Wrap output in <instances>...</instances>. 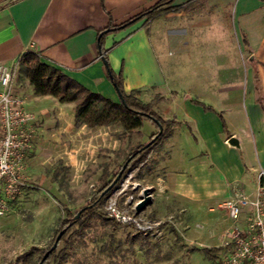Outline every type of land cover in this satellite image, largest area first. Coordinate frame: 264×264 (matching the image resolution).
Here are the masks:
<instances>
[{"label": "crops", "instance_id": "obj_1", "mask_svg": "<svg viewBox=\"0 0 264 264\" xmlns=\"http://www.w3.org/2000/svg\"><path fill=\"white\" fill-rule=\"evenodd\" d=\"M158 1L0 0V65L34 53L117 102L98 34ZM171 6L179 10L106 34L102 49L124 92L137 91L143 104L159 99L153 111L172 122L153 148V195L167 202L220 199L222 209L236 192L251 196L264 173V0H173ZM15 93L35 118L62 113L50 100L26 103Z\"/></svg>", "mask_w": 264, "mask_h": 264}, {"label": "rangeland", "instance_id": "obj_2", "mask_svg": "<svg viewBox=\"0 0 264 264\" xmlns=\"http://www.w3.org/2000/svg\"><path fill=\"white\" fill-rule=\"evenodd\" d=\"M13 84L26 103L45 98L63 109L45 118L31 114L37 124L34 147L24 166L28 187L0 217V264H38L63 230L66 212L74 215L87 206L99 193L103 179L116 176L129 154L149 143L157 131L146 121L129 135L120 125L95 129L76 126L70 119L74 105L36 95V85L20 77L19 66ZM153 153L154 149L118 182L130 174V183L139 184L136 191L127 188L119 199L120 208L128 201H140L142 191L150 190L151 204L139 215L156 228L147 234L137 233L106 215L105 204L117 192V185L98 206L96 215L64 235L49 264H215L202 250L224 245L245 219L234 223L227 215L226 201L224 210L219 208L220 199L167 202L153 195ZM209 208L213 212H208ZM218 258L222 260L223 255L219 253Z\"/></svg>", "mask_w": 264, "mask_h": 264}, {"label": "built area", "instance_id": "obj_3", "mask_svg": "<svg viewBox=\"0 0 264 264\" xmlns=\"http://www.w3.org/2000/svg\"><path fill=\"white\" fill-rule=\"evenodd\" d=\"M20 59L11 67L0 65V217L10 210V204L28 187L23 177L25 160L34 147V119L23 108V100L14 89V79ZM127 174L115 189V194L105 204L106 215L115 223L147 234L156 225L146 222L135 212L139 202L119 207V199L128 187L136 191L139 184L130 183ZM132 196H130V199ZM228 217L238 223L229 241L223 246L221 264H264V173L257 175L255 191L251 196L236 192L225 203Z\"/></svg>", "mask_w": 264, "mask_h": 264}, {"label": "trees", "instance_id": "obj_4", "mask_svg": "<svg viewBox=\"0 0 264 264\" xmlns=\"http://www.w3.org/2000/svg\"><path fill=\"white\" fill-rule=\"evenodd\" d=\"M172 2L173 0H159L153 7L140 13L139 15L130 19L121 26H109L98 34V46L101 50L100 55L103 59L107 78L112 84L118 96L117 102H113L111 100L101 97L98 94L89 92L73 80L69 79L67 76L63 75L57 69L43 64L38 58V56L34 53H25L20 58V77L36 85V95L52 96L54 98H57L60 103H72L74 105V124L76 126H85L88 129H93L101 127L107 128L120 125L124 134L127 135L138 131L142 127L144 121L149 122L151 125H153L157 131L158 127L155 122H157L163 128L162 134L158 136V138H156L147 149L137 154L131 160L126 170L124 171L122 177L129 169L134 168L138 162L142 161L143 157L150 153V151L157 145V143L162 138L165 131L169 128L172 122L161 119L153 111V105L156 104L159 99H157L156 101H152L149 104H143L137 98V91H131L129 93L124 92L121 74H114L108 66L106 52L102 49V39L106 34L115 32L120 28L128 26L140 19H145L149 22L161 15L169 13L170 11L179 10V8L171 6ZM194 103L198 104L197 102ZM204 110L210 111V109L207 107H204ZM156 135L157 132L151 135L149 141H151ZM143 146L144 144L137 147L132 153L129 154L128 158L131 157L133 153L138 151ZM114 177L109 181L107 180V178L103 179V185L99 193L92 198L91 202L87 206L79 210L81 211V214L78 220H74V217L79 211L74 215H71L69 212H66V219L64 220L63 226L61 228L64 230L67 226H69L66 229L65 234L76 224L86 223L91 217L96 215V210L98 206L102 203L104 199H106L111 194L112 190L119 183L118 182L102 198H99L100 194L104 190H106L107 187L112 183ZM64 235L61 237L60 242L63 240ZM223 249V246H221L219 248L203 249L202 252L215 264H221L218 255L222 252ZM55 251H53L48 256V258L43 264H49L54 260ZM41 258H39L38 263L40 262Z\"/></svg>", "mask_w": 264, "mask_h": 264}, {"label": "water", "instance_id": "obj_5", "mask_svg": "<svg viewBox=\"0 0 264 264\" xmlns=\"http://www.w3.org/2000/svg\"><path fill=\"white\" fill-rule=\"evenodd\" d=\"M155 124L157 125L158 127V132H157V135L151 140L149 141V143H147L146 145H144L141 149H139L137 152H135L131 157H129L125 162L124 164L121 166V169L119 170V172L117 173V175L115 176V178L113 179L112 183L107 187L106 190H104L99 198H102L107 192H109L117 183L118 181L120 180L122 174L124 173V171L126 170L127 166L129 165V163L131 162V160L137 155L139 154L140 152L144 151L146 148H148L156 138H158V136H160L163 132V128L157 123L155 122ZM235 143L234 140H230L229 141V144L230 145H233ZM151 204V195H150V190L149 189H144L142 191V197L140 199V201L136 204L135 206V212L136 214H139L141 213L146 207H148L149 205ZM81 214V211H79L75 217H74V220H78L79 216ZM68 227H66L67 229ZM66 229L64 230H61L57 236L55 237L52 245L50 246V248L44 253L43 257L41 258L40 262L38 264H43L46 259L48 258V256L56 250L60 240H61V237L65 234V231Z\"/></svg>", "mask_w": 264, "mask_h": 264}]
</instances>
